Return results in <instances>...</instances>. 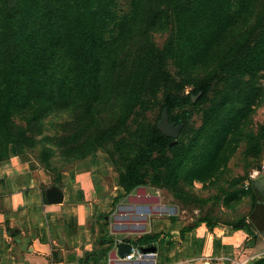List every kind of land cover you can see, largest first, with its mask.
Returning a JSON list of instances; mask_svg holds the SVG:
<instances>
[{
	"label": "trees",
	"instance_id": "obj_1",
	"mask_svg": "<svg viewBox=\"0 0 264 264\" xmlns=\"http://www.w3.org/2000/svg\"><path fill=\"white\" fill-rule=\"evenodd\" d=\"M123 1L0 0V160L10 150L24 159L41 121L69 112L49 139L57 152L40 154L53 183L63 171L53 160L101 150L122 194L160 187L196 208L193 182L215 184L240 145L244 155L260 152L264 124L254 131L250 119L264 95V0ZM155 34H166L161 46ZM163 108L183 124L175 143L157 128ZM241 192H226L225 202ZM243 193L249 221L264 229V200L251 185ZM199 222L215 225L199 218L181 233ZM246 223L231 228L249 232ZM156 242L143 235L133 245Z\"/></svg>",
	"mask_w": 264,
	"mask_h": 264
},
{
	"label": "crops",
	"instance_id": "obj_2",
	"mask_svg": "<svg viewBox=\"0 0 264 264\" xmlns=\"http://www.w3.org/2000/svg\"><path fill=\"white\" fill-rule=\"evenodd\" d=\"M95 152L61 171L58 185L14 150L0 160V264H252L264 259V238L229 225H190L161 213L160 201L122 194L107 180L109 163ZM27 160V161H26ZM31 162V161H30ZM55 185L62 201L49 204ZM192 224V223H191ZM157 236L146 260L117 255L120 242Z\"/></svg>",
	"mask_w": 264,
	"mask_h": 264
},
{
	"label": "rangeland",
	"instance_id": "obj_3",
	"mask_svg": "<svg viewBox=\"0 0 264 264\" xmlns=\"http://www.w3.org/2000/svg\"><path fill=\"white\" fill-rule=\"evenodd\" d=\"M121 5H124L123 0ZM165 37L166 34H155L154 40L159 46H161ZM185 90L188 92L190 87H186ZM157 114L158 110L154 109L147 111L145 116L148 120L153 121ZM69 119V112H62L53 116L45 117L41 121V133L36 137L38 139L37 143L32 148L24 150L23 158L27 159L31 165L38 164L43 167L40 160L41 150L44 147H51L57 152L56 147L49 141V139L56 137L60 133V125ZM189 123L193 126L198 125L199 115L196 112L189 119ZM259 124H264V95L261 104L254 110L250 119V126L254 131ZM260 146L259 154L244 155V147L243 145H240L229 158L226 166L219 170V178L215 184L208 182H193L190 191L197 199L201 200L196 208L182 205L171 193L160 187L157 188L149 185L137 187L133 194L139 195V199L145 201L158 198L160 201L161 213L171 214V217L174 218H183L189 224L196 222L199 218H205L208 222L221 223L229 226L238 224L240 220H246V224L251 232L256 234L259 239H262L264 238V229H257L255 225H252L249 221L248 214L251 199L247 193H243L246 192L249 185H251L249 184L248 187H245L246 182L248 181V175L254 170L264 171V139L260 141ZM96 152L105 156V161L107 160L109 163L108 165L111 168L110 171H108L106 178L109 183H114L116 181L117 173L114 171L107 155L101 150ZM52 165L56 171H61L62 169L66 170L71 166L70 163H62L59 158L53 160ZM46 172L52 179H54L55 173ZM263 174L264 173H261V175ZM233 190H242V192L235 198L225 202L227 196L226 192H231ZM244 231L247 232V230Z\"/></svg>",
	"mask_w": 264,
	"mask_h": 264
},
{
	"label": "water",
	"instance_id": "obj_4",
	"mask_svg": "<svg viewBox=\"0 0 264 264\" xmlns=\"http://www.w3.org/2000/svg\"><path fill=\"white\" fill-rule=\"evenodd\" d=\"M199 95L200 92H198L195 96H192V102H194ZM182 126V123L175 124V122H169L167 109L163 108L161 116L157 121V128L164 136L171 138L173 140L172 143L176 142V139L181 132ZM251 186L253 191L264 195V174L254 179L251 182ZM45 198L49 204H57L62 201L63 194L57 186L51 185L45 190ZM139 249L143 253H154L155 246L140 247ZM130 251L131 245L129 243H118L116 252L120 258H123Z\"/></svg>",
	"mask_w": 264,
	"mask_h": 264
},
{
	"label": "built area",
	"instance_id": "obj_5",
	"mask_svg": "<svg viewBox=\"0 0 264 264\" xmlns=\"http://www.w3.org/2000/svg\"><path fill=\"white\" fill-rule=\"evenodd\" d=\"M264 169V168H263ZM261 173H264V171H258V170H254L253 172H251L249 175H248V181L246 182V185L245 187H248L249 184H251V182L258 178ZM124 260H127V261H144L146 260V253H143L140 251L139 248H132L131 251L126 254L124 257H123Z\"/></svg>",
	"mask_w": 264,
	"mask_h": 264
},
{
	"label": "flooded vegetation",
	"instance_id": "obj_6",
	"mask_svg": "<svg viewBox=\"0 0 264 264\" xmlns=\"http://www.w3.org/2000/svg\"><path fill=\"white\" fill-rule=\"evenodd\" d=\"M260 196H261V198L264 200V195H261V193H258Z\"/></svg>",
	"mask_w": 264,
	"mask_h": 264
}]
</instances>
